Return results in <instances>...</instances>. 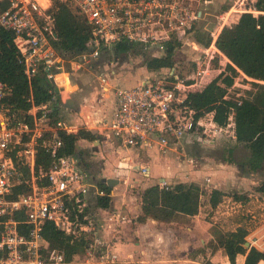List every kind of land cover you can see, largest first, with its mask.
<instances>
[{
  "label": "built area",
  "instance_id": "1",
  "mask_svg": "<svg viewBox=\"0 0 264 264\" xmlns=\"http://www.w3.org/2000/svg\"><path fill=\"white\" fill-rule=\"evenodd\" d=\"M55 1L75 8L90 27L86 49L68 61L53 46L55 33L49 10ZM200 2L0 0V28L13 34L18 63L28 83L40 74L45 76L55 86L58 103L63 106L65 86L55 79L56 75L65 74L70 85L72 76L86 71L97 78L101 96L112 90L115 99V110L99 119L90 111H83L77 122H68L62 119L64 112L60 110L57 118H53L55 97L38 107L32 106L26 117H22L4 104L10 89L0 81V264L116 263L115 256L108 252L103 225L106 221L121 224L126 218L118 212L106 211L104 217H99L90 211L89 193L94 198L111 195L99 188V182L80 166L77 156L61 154L60 134L71 136L81 130L88 131L93 133L96 142H104L113 150L173 153L190 164L185 138L197 140L201 136L214 143L227 130L233 133V113L229 114L225 127H218L213 113L196 119L195 112L183 106L189 92L215 78L211 77L213 70L209 64L214 59L215 41L224 27L220 25L219 33L207 31V47L197 41L202 20ZM247 12L260 14L253 7ZM191 42L198 48H192ZM121 44L139 49L142 59L161 58L166 48L171 47L173 66L156 71L154 77L134 87L110 88L105 74H95L93 66L102 57L121 56L123 53L115 50ZM184 48H192L195 57L179 58L177 54ZM205 59L211 60L206 64ZM182 63L192 64L190 74L179 70L178 65ZM65 64H69V70H64ZM38 147L50 159L46 169L36 163ZM136 167L143 178L148 177L147 166ZM204 182L209 187V177ZM157 186L172 185L161 180ZM252 195L264 206V195L251 193L247 199ZM232 203L239 208L248 204ZM45 223H51L70 243H81L83 251L67 260L63 249L48 246L42 235ZM246 242L249 249L264 252V224L257 230L249 229Z\"/></svg>",
  "mask_w": 264,
  "mask_h": 264
},
{
  "label": "trees",
  "instance_id": "2",
  "mask_svg": "<svg viewBox=\"0 0 264 264\" xmlns=\"http://www.w3.org/2000/svg\"><path fill=\"white\" fill-rule=\"evenodd\" d=\"M261 14L253 16L250 13L242 14L230 27H223L215 41V48L228 60L223 72L215 77L205 88L189 92L183 106L195 112V118L205 113H213V120L218 127H225L229 114L233 113V138L236 144L248 151V156L240 163L242 169L249 174L264 170V0H255L252 6ZM49 13L53 19L55 40L53 46L64 58H73L86 49L90 38V27L75 8L67 3L53 2ZM13 34L0 28V81L9 89L10 93L4 104L12 112H18L26 117L32 106H40L51 98L54 103V117L59 113L58 94L45 76L39 75L30 83L27 82L21 65L18 63L17 51L13 43ZM198 42L207 47L209 42L198 38ZM120 54H140L139 49L130 48L121 44L115 48ZM173 48H166L161 58H144V66L150 72L171 68ZM238 73L252 80L251 88L244 98L235 100L225 98ZM63 148L62 155L77 156L76 142L86 140L93 142L95 136L88 131H79L76 135H59ZM228 150L227 162L234 164ZM50 159L43 149L37 148V165L46 169ZM100 189L110 194V189L98 183ZM257 193L264 195V184L259 185ZM201 190L195 184L176 183L168 188L153 186L145 189L141 194V215L137 221L147 219L159 223H170L177 215L195 216L201 204ZM223 193L213 190L208 194L207 205L210 210L217 208ZM234 202H247V198L234 196ZM110 197H97V208L108 209ZM213 240L210 242L212 251L222 249L230 264H235L238 256H244L243 264L264 263V252L254 248L246 249V237L249 229L239 225L230 231L211 229ZM42 235L48 246L57 247L65 251L67 260L74 253H81V243L72 242L57 232L51 223H45Z\"/></svg>",
  "mask_w": 264,
  "mask_h": 264
},
{
  "label": "rangeland",
  "instance_id": "3",
  "mask_svg": "<svg viewBox=\"0 0 264 264\" xmlns=\"http://www.w3.org/2000/svg\"><path fill=\"white\" fill-rule=\"evenodd\" d=\"M204 1L208 3H204ZM251 6L252 4L249 0H201L200 9L202 12V20L200 23V34L197 37V41L198 38H202L203 41H205L207 31H215L222 24H224V27L232 26L242 14L248 13L247 11L249 8H251ZM260 14L258 13L253 16L256 17ZM190 46L192 48H198L192 42L190 43ZM192 48H184L182 50L183 52L177 54V56H179L181 59L194 58L195 51H193ZM118 57L129 59V61H127V65H123L129 70L139 69L144 64V60L141 58L140 54L137 55L133 54L132 52H128V55L122 54ZM213 57L214 59L212 61H210L211 59H205L206 64L208 60L210 61L209 69L214 70L211 76L212 78L223 72L226 64L228 63L227 59L224 60L218 55H213ZM70 59L71 58H65L66 61ZM108 59L109 61L113 60L111 57ZM193 67H195V65H193ZM64 68V70H69V64H65ZM178 68L179 70L181 69V72H184L187 75L192 72L191 63L179 64ZM93 69H95V74L104 73L106 80L109 81L108 78L110 77V69H107L105 72V69L101 65L98 66L97 64L93 66ZM218 71H220V73H218ZM147 72V75L151 77H154L153 74L156 73V71ZM155 75L159 76V74ZM72 79L73 83L71 84L70 82V85L73 88L66 86V91L62 93V98L65 103L72 99L69 94L78 90V85L80 83L86 86L96 84V87L100 88L97 78L94 75H90L86 71H81L75 74L72 76ZM251 82L252 80L246 78L243 74L238 73L234 80L233 86L227 91V97L235 100L244 98L251 88ZM119 86L121 88H131L136 86V84L129 85L122 83ZM195 89L197 90V88ZM99 91L100 93L102 92L100 89ZM100 93L99 99H103L104 101L108 100V92L103 93L105 96H101ZM70 104L72 103L68 104L69 108H67L66 111H62L63 109H61V104L57 106L62 113L64 112L61 115L62 119L68 122H72L73 120L75 121L76 119L74 110ZM98 116L102 115L98 114ZM184 140L187 141L185 147L186 154L188 158L193 161L191 167H193L192 169L194 171L198 172L188 180H190L189 183L197 185L201 190V217L213 223L214 225L212 228H216L217 230L223 232L233 230L239 225H244L252 231L261 228L264 224V206H262L261 200L255 197L256 195H252L253 197L247 201L248 204L243 208H239L232 203L234 196L247 198L246 195L248 192H256V188L259 185L264 184V170L255 174H249L244 169H242L240 163L248 156V151L241 145L236 144L235 139L233 138L232 130H227V133H223V136L219 137L214 143L210 142L209 140L207 142L206 138L201 136L197 139L199 141L201 140L200 142L189 138H185ZM94 142L95 144L88 148L76 147L77 157L82 156L84 157L83 159L88 160L85 162L81 160V165H84L89 176L93 177L97 183L99 182L100 178L112 180L109 185L110 195L114 194L118 196L119 194H122L124 196L129 195L130 197L136 198L140 194V189L143 187H136L139 186L138 184H136V188L132 187V181H134L136 178L135 176L138 177V175H134V170L130 169L129 167H125L128 165L124 164L130 162L128 159L130 156L132 157L133 153H120V150H113L107 147L105 143H96V140L90 143L93 144ZM229 149H232V155L230 158L235 161L234 164L228 163L226 161L228 158ZM121 152L123 151L121 150ZM145 154H147L149 158L147 159V163L152 168L154 165L164 167V164H166L167 161L170 162L174 160V162H179V157L173 153L159 155L153 150H148ZM133 161L135 162L136 160ZM211 170H216L218 172L219 177L216 178V180L219 183L220 188L226 191L223 193L224 196L221 198L220 204H218L217 208L213 210H210L209 206L207 205L208 194L212 191L211 188L213 185L210 184L207 188L205 185H199L201 182H204L203 180L207 176L204 173H209ZM222 172H230L229 179H225L221 174ZM211 178H214V176L212 175ZM243 178L245 180H242ZM238 181H242V183H238ZM217 258L220 259L219 254Z\"/></svg>",
  "mask_w": 264,
  "mask_h": 264
},
{
  "label": "crops",
  "instance_id": "4",
  "mask_svg": "<svg viewBox=\"0 0 264 264\" xmlns=\"http://www.w3.org/2000/svg\"><path fill=\"white\" fill-rule=\"evenodd\" d=\"M220 27L221 26L216 29V33L220 32ZM215 50V55L226 60L216 48ZM127 61H129V59L122 57H116V59L111 61L106 57H102L96 62L98 66L101 65L105 69V72L107 69H110V77L108 78L110 88H121L119 85L122 83L139 85L144 80L151 77L147 75L148 70L144 65L135 70H129L124 67L123 65H127ZM218 73H220V71H218ZM208 82L209 80L203 82L202 84L204 85H201L198 90L205 88ZM99 93L100 91L99 88L96 87V84L86 86L80 83L78 85V90L69 94L72 99L63 104L62 108L67 109L69 108L68 104L72 103L70 106L73 108L76 118L75 121L73 120L72 122H77L79 113L83 111H90L94 118H102L104 115H109L115 110V99L112 90L108 91L109 96L106 101L99 99ZM103 95L105 96V94ZM98 114L102 116H98ZM90 133L93 134L92 132ZM94 144L95 142L92 144L86 140H78L75 146L88 148ZM99 144H104V142H100ZM185 144L186 143H184V145ZM130 152L133 153L132 157L130 156L128 159L130 162L124 164L128 165L125 167L134 170V175H138V177L135 176V180L132 181V187H143L140 189V194L136 198L130 197L129 195L124 196L119 194L116 196L113 194L110 197V207L106 210L96 207L95 198L92 194L89 193L87 196L90 211L99 215V217H104L105 212L108 211L121 213L126 218L121 224L106 221L103 225V236L106 241L109 242L108 252L110 255L115 256V264H230L222 249L212 251L209 246L210 242L213 240L211 229L214 224L201 217V207L197 215L185 216L179 214L174 217L170 223H159L151 219H147L143 223L137 221L138 217L141 215L142 192L149 187L157 186L161 180L170 185L176 183L191 184L188 179L195 173H198L191 167L193 161L191 160L190 164H185L181 159H179V162L176 160V162H174V160L170 162L167 161L164 167L154 165L152 168L147 163V159L149 158L145 153L139 154L135 151L120 153L127 154ZM83 158L82 156L78 157V160L80 161V166L86 170L84 165H81V160L84 162L88 160ZM132 159L136 161L134 162ZM137 165L148 167L149 173L147 178H143L139 174L136 169ZM204 174L207 175L205 178L209 177L210 184L213 185L211 189L215 188V190L221 193L226 192L220 188L216 180V178L219 177L216 170H211L209 173L207 172ZM221 174L225 179H229L230 172H222ZM212 175L214 178H211ZM242 180L245 179L243 178ZM204 183L205 182H201L199 185L203 186ZM238 183H242V181H238ZM136 184L139 186H136ZM251 193L257 192L250 191L246 196L249 197ZM218 254L220 255V259L217 258ZM243 262L244 256H238L236 258V264H243ZM94 264H99V262H94ZM260 264L264 263L260 262Z\"/></svg>",
  "mask_w": 264,
  "mask_h": 264
},
{
  "label": "bare ground",
  "instance_id": "5",
  "mask_svg": "<svg viewBox=\"0 0 264 264\" xmlns=\"http://www.w3.org/2000/svg\"><path fill=\"white\" fill-rule=\"evenodd\" d=\"M65 74H59V75H57L56 77H55V79L56 80H58V81H62V85L63 86H70L69 88H73V87H71V85H68V83H67V81L65 80ZM68 88V89H69ZM66 89H67V87H66ZM66 91V90H65Z\"/></svg>",
  "mask_w": 264,
  "mask_h": 264
},
{
  "label": "water",
  "instance_id": "6",
  "mask_svg": "<svg viewBox=\"0 0 264 264\" xmlns=\"http://www.w3.org/2000/svg\"><path fill=\"white\" fill-rule=\"evenodd\" d=\"M111 181H112V180H110V179L102 178V179L99 181V183L104 184V185H106L107 187H109ZM244 248L249 249V244H248L247 242L244 244Z\"/></svg>",
  "mask_w": 264,
  "mask_h": 264
}]
</instances>
